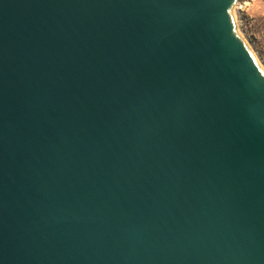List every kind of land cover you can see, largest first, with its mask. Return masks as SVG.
Here are the masks:
<instances>
[{
	"label": "water",
	"instance_id": "obj_1",
	"mask_svg": "<svg viewBox=\"0 0 264 264\" xmlns=\"http://www.w3.org/2000/svg\"><path fill=\"white\" fill-rule=\"evenodd\" d=\"M236 3L0 0V264H264Z\"/></svg>",
	"mask_w": 264,
	"mask_h": 264
},
{
	"label": "rangeland",
	"instance_id": "obj_2",
	"mask_svg": "<svg viewBox=\"0 0 264 264\" xmlns=\"http://www.w3.org/2000/svg\"><path fill=\"white\" fill-rule=\"evenodd\" d=\"M239 27L264 63V0H237Z\"/></svg>",
	"mask_w": 264,
	"mask_h": 264
},
{
	"label": "bare ground",
	"instance_id": "obj_3",
	"mask_svg": "<svg viewBox=\"0 0 264 264\" xmlns=\"http://www.w3.org/2000/svg\"><path fill=\"white\" fill-rule=\"evenodd\" d=\"M233 13H234V16H235V20H236V23H237V29H238V32L239 34L241 35V37L244 39V41L246 42L247 46L249 47V49L251 50L252 54L255 56L257 62L259 63L261 69L263 70L264 72V63L263 61L261 60V58L259 57V55L257 54L256 50L254 49L253 45L250 43L249 39L245 36V34L243 33L242 29L239 27V21H238V16H237V12H236V9H235V6L233 8Z\"/></svg>",
	"mask_w": 264,
	"mask_h": 264
}]
</instances>
